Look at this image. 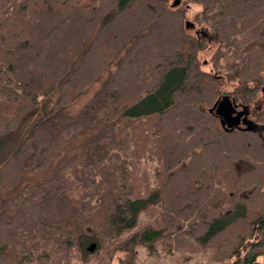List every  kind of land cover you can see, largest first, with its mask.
Here are the masks:
<instances>
[{"label": "trees", "instance_id": "obj_1", "mask_svg": "<svg viewBox=\"0 0 264 264\" xmlns=\"http://www.w3.org/2000/svg\"><path fill=\"white\" fill-rule=\"evenodd\" d=\"M138 249L264 264V0H0V264Z\"/></svg>", "mask_w": 264, "mask_h": 264}, {"label": "rangeland", "instance_id": "obj_2", "mask_svg": "<svg viewBox=\"0 0 264 264\" xmlns=\"http://www.w3.org/2000/svg\"><path fill=\"white\" fill-rule=\"evenodd\" d=\"M182 0H171L173 5H179ZM199 10L198 6L189 5L187 11V20L192 22L193 15ZM185 21V22H186ZM195 26V24H194ZM198 29H203L202 27H196ZM194 33V29L192 30ZM206 34L209 38L205 37L207 42L210 44H214L215 36L210 34L205 30ZM196 34V33H195ZM197 35V34H196ZM199 36V35H197ZM200 37V36H199ZM211 50L208 48V52ZM206 53V52H205ZM203 61H205V55L203 53ZM210 111L219 117L223 127L226 130L231 129H245L255 131L261 134L263 129L262 126H259L253 123L249 118V109L247 106H244L238 102H235L232 98L225 97L221 100H218V103L210 109ZM159 256L156 260H153L150 256H148V251L146 249H138L136 250V264H221V263H212L211 261L207 260V258H202L201 263L198 260H190V259H183L180 254L173 252L172 254H167L165 251H159ZM111 264H119L116 260L113 261Z\"/></svg>", "mask_w": 264, "mask_h": 264}, {"label": "water", "instance_id": "obj_3", "mask_svg": "<svg viewBox=\"0 0 264 264\" xmlns=\"http://www.w3.org/2000/svg\"><path fill=\"white\" fill-rule=\"evenodd\" d=\"M185 26L187 28H189L190 30H193L194 29L195 33L197 35H199L200 37H206V35H207L204 30H202V29H196L195 26H194V24L191 23L190 21H186L185 22ZM223 98H225V96H220L218 100H221ZM217 103H218V101H217ZM95 247H96V244L95 243H91L90 245H88L87 251L92 252V251H94Z\"/></svg>", "mask_w": 264, "mask_h": 264}]
</instances>
